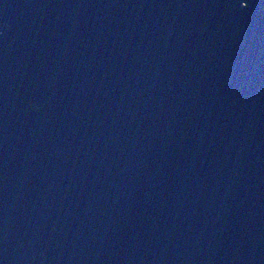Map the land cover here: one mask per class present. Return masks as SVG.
Wrapping results in <instances>:
<instances>
[{
  "label": "water",
  "instance_id": "95a60500",
  "mask_svg": "<svg viewBox=\"0 0 264 264\" xmlns=\"http://www.w3.org/2000/svg\"><path fill=\"white\" fill-rule=\"evenodd\" d=\"M0 264H264V0H0Z\"/></svg>",
  "mask_w": 264,
  "mask_h": 264
}]
</instances>
